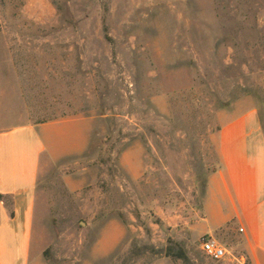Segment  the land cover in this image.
I'll return each instance as SVG.
<instances>
[{"label":"rangeland","instance_id":"1","mask_svg":"<svg viewBox=\"0 0 264 264\" xmlns=\"http://www.w3.org/2000/svg\"><path fill=\"white\" fill-rule=\"evenodd\" d=\"M247 106L264 131V0H0V121L93 127L37 185V264H150L133 246L167 239L190 264H250L225 229L221 261L191 229Z\"/></svg>","mask_w":264,"mask_h":264},{"label":"crops","instance_id":"2","mask_svg":"<svg viewBox=\"0 0 264 264\" xmlns=\"http://www.w3.org/2000/svg\"><path fill=\"white\" fill-rule=\"evenodd\" d=\"M237 109L214 138L220 165L208 177L191 229L219 242L225 229L241 259L264 264V131L253 106ZM92 128L78 117L17 126L0 121V194L11 202L0 200V264L38 263L31 238L37 185L54 165L87 150ZM150 264L171 262L161 257Z\"/></svg>","mask_w":264,"mask_h":264},{"label":"trees","instance_id":"3","mask_svg":"<svg viewBox=\"0 0 264 264\" xmlns=\"http://www.w3.org/2000/svg\"><path fill=\"white\" fill-rule=\"evenodd\" d=\"M106 39H109V38L107 37ZM0 200L5 201L7 203L8 199L4 195L0 194ZM10 203L11 202L7 204L10 205ZM132 253H133V256L135 257H142L148 254L154 258H160V257L168 258L174 264H178V263L190 264V259L187 255V252L184 246L171 239H167L166 245L158 249L152 245H142L140 247H137L136 245H134Z\"/></svg>","mask_w":264,"mask_h":264},{"label":"built area","instance_id":"4","mask_svg":"<svg viewBox=\"0 0 264 264\" xmlns=\"http://www.w3.org/2000/svg\"><path fill=\"white\" fill-rule=\"evenodd\" d=\"M239 231L242 232V229ZM200 249L207 258L213 261H221L230 255L225 246L207 236L200 238Z\"/></svg>","mask_w":264,"mask_h":264}]
</instances>
